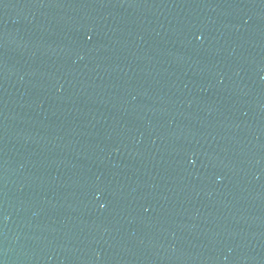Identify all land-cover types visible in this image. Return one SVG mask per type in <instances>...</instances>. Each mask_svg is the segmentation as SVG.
<instances>
[{"label": "water", "instance_id": "water-1", "mask_svg": "<svg viewBox=\"0 0 264 264\" xmlns=\"http://www.w3.org/2000/svg\"><path fill=\"white\" fill-rule=\"evenodd\" d=\"M0 264H264V0H0Z\"/></svg>", "mask_w": 264, "mask_h": 264}]
</instances>
